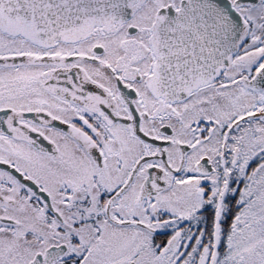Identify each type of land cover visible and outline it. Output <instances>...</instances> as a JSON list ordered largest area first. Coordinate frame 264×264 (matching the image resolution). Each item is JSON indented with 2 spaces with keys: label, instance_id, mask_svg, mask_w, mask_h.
Masks as SVG:
<instances>
[{
  "label": "snow or ice",
  "instance_id": "snow-or-ice-1",
  "mask_svg": "<svg viewBox=\"0 0 264 264\" xmlns=\"http://www.w3.org/2000/svg\"><path fill=\"white\" fill-rule=\"evenodd\" d=\"M0 264H264V0H0Z\"/></svg>",
  "mask_w": 264,
  "mask_h": 264
}]
</instances>
